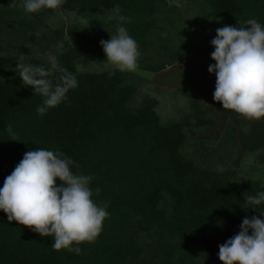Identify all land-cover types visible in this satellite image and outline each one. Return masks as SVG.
I'll use <instances>...</instances> for the list:
<instances>
[{"label": "trees", "instance_id": "16d2710c", "mask_svg": "<svg viewBox=\"0 0 264 264\" xmlns=\"http://www.w3.org/2000/svg\"><path fill=\"white\" fill-rule=\"evenodd\" d=\"M11 2L0 0V11L8 12ZM182 2L204 4L223 26L247 27L243 22L252 18L264 26V0ZM16 3L31 20L54 11L28 13L23 0ZM175 5L170 0H64L60 9L83 13L119 8V16L131 20L117 19V24L138 44L139 68L159 71L176 61L184 65L192 50L166 47L160 62L148 52L157 15L177 14ZM61 43L59 65L76 77L77 87L43 116L36 111L43 105L40 94L0 77V188L27 151H60L75 162L70 166L74 174L93 177L92 199L97 204L107 201L109 216L94 242L73 243V249H81L77 254L55 250L54 237L9 222L0 210V264H222L219 246L239 233L242 220H264V203L254 209L246 202L248 195L264 191V183L239 180L235 169H206L184 156L188 122H162L155 111L158 100L149 95L135 105L138 90L126 83L125 72L116 70L110 77V68L79 69V62L93 55L95 39L78 31ZM61 75L58 69L52 71L53 85L62 83ZM178 90L198 125L217 126L216 113L189 89ZM8 125L19 141L11 140ZM228 126L234 128L230 122ZM233 137L237 142L235 133ZM56 183L62 184L59 179Z\"/></svg>", "mask_w": 264, "mask_h": 264}, {"label": "clouds", "instance_id": "9594fccd", "mask_svg": "<svg viewBox=\"0 0 264 264\" xmlns=\"http://www.w3.org/2000/svg\"><path fill=\"white\" fill-rule=\"evenodd\" d=\"M15 2L12 0L11 4L14 6ZM63 3L64 0H23L22 7L28 13H36L44 8L58 9ZM118 20L131 22L125 16H119ZM243 24L247 27L216 29V36L210 41L214 46L211 59L215 63L208 66V72L215 73L213 99L223 109L248 120H260L264 118V26L254 18ZM116 32L110 39L100 41L107 57L105 62L111 69L109 76L116 70L138 72L141 53L136 40L123 26L118 25ZM58 48L62 50L63 44ZM47 59L51 67L21 62L16 66L23 84L44 98L43 105L36 108L41 116L66 100L69 89L77 87L76 77L60 67L55 55ZM54 69L62 73V83L53 85L50 77ZM6 130L11 140L19 141L11 125ZM74 163L60 151L44 148L27 151L0 188V210L7 214L9 222L16 221L42 237H54L55 250L67 249L78 254L81 249H73V243L94 242L109 213L107 201L97 204L92 199L89 184L93 177L74 174L70 170ZM57 179L62 182L60 186ZM95 193L99 195L100 189L96 188ZM246 202L255 209L254 206L264 203V191L248 195ZM239 227L238 234L219 246V260L222 264H264V220L245 217Z\"/></svg>", "mask_w": 264, "mask_h": 264}, {"label": "rangeland", "instance_id": "374dc122", "mask_svg": "<svg viewBox=\"0 0 264 264\" xmlns=\"http://www.w3.org/2000/svg\"><path fill=\"white\" fill-rule=\"evenodd\" d=\"M173 1L180 5H175L177 14L157 15V27L150 33L152 47L148 52L160 62L165 58L166 47L184 45L192 50L184 65L176 61L159 71L139 68L138 72H125L126 83L138 90L133 103L138 104L145 95L155 97L158 100L155 111L162 122H188L184 127L186 141L182 154L199 166L216 172L235 169L234 177L239 180L264 183V118L251 120L249 124L246 118L223 109L222 104L213 99L216 76L208 72V66L215 63L211 59L214 46L210 41L215 38L216 29L224 26L204 4ZM9 9L4 11L7 14L0 11L1 78L23 84L16 71L19 62L51 67L48 56L55 55L58 60V45L78 31L96 40L92 44L93 55L79 62L78 68L93 71L109 68L100 41L117 34L119 8L83 13L58 8L35 20L24 18L16 2ZM209 47L210 51H204ZM179 87L194 91L201 102L216 113L217 126H200L190 117L188 99ZM234 133L239 135V146L233 139Z\"/></svg>", "mask_w": 264, "mask_h": 264}, {"label": "crops", "instance_id": "0c3cea01", "mask_svg": "<svg viewBox=\"0 0 264 264\" xmlns=\"http://www.w3.org/2000/svg\"><path fill=\"white\" fill-rule=\"evenodd\" d=\"M210 51V50H209ZM208 52V51H207ZM194 92V91H193ZM216 110V109H215ZM217 111V110H216ZM218 113V112H217ZM248 120V119H247ZM248 123L250 124L251 123V120H248ZM236 141H237V144H238V146H239V144H240V141H239V135L238 134H236Z\"/></svg>", "mask_w": 264, "mask_h": 264}]
</instances>
